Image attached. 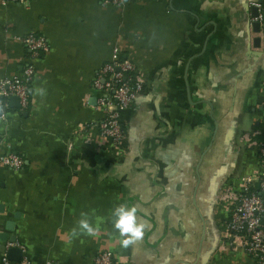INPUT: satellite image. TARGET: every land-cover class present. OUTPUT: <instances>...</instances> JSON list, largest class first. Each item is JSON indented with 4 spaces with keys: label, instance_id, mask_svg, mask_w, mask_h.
Returning <instances> with one entry per match:
<instances>
[{
    "label": "crops",
    "instance_id": "0c3cea01",
    "mask_svg": "<svg viewBox=\"0 0 264 264\" xmlns=\"http://www.w3.org/2000/svg\"><path fill=\"white\" fill-rule=\"evenodd\" d=\"M255 3L264 11V0H0V156L24 159L18 169L0 163V264H94L102 251L120 264H258L227 231L242 177L264 172L245 139H264ZM31 33L48 39V52L31 58L20 40ZM115 48L144 81L121 115L124 146L101 133L92 84ZM30 62L23 108L1 82ZM117 203L149 224L127 250L109 217ZM82 211L95 238L71 235ZM11 247L21 259L4 262Z\"/></svg>",
    "mask_w": 264,
    "mask_h": 264
},
{
    "label": "built area",
    "instance_id": "2783aa9c",
    "mask_svg": "<svg viewBox=\"0 0 264 264\" xmlns=\"http://www.w3.org/2000/svg\"><path fill=\"white\" fill-rule=\"evenodd\" d=\"M26 2L27 0H4ZM105 4L122 5V0H103ZM127 1V0H126ZM257 19L264 21V11L259 3ZM21 42L28 48L31 58L48 52V39L41 34L31 33L20 37ZM35 76L33 63H27L20 76L5 78L1 84L8 89L3 91L5 96L16 95L23 108L30 102V86ZM93 87L98 91V105L104 111V118L99 127L103 135L109 137L115 145L124 146L127 133L121 115L130 107L144 89V81L137 71L136 64L124 57L118 48H115L112 57L96 72ZM256 133L245 134L249 146L257 149L261 161L264 162V139H256ZM0 163L14 169L24 165V159L15 153L0 156ZM243 187L235 196V205L231 209V217L227 222L228 236L232 244L236 243L248 252L258 264H264V199L261 191L264 190V172L260 176L247 175L242 177ZM4 262L8 258L4 255ZM18 264H30L23 258ZM94 264H120L111 252L102 251L94 259Z\"/></svg>",
    "mask_w": 264,
    "mask_h": 264
},
{
    "label": "clouds",
    "instance_id": "9594fccd",
    "mask_svg": "<svg viewBox=\"0 0 264 264\" xmlns=\"http://www.w3.org/2000/svg\"><path fill=\"white\" fill-rule=\"evenodd\" d=\"M122 2L126 3V0H122ZM35 91L41 98L47 95L46 88L40 87ZM6 107L7 105L0 101V121H5ZM138 212L139 209L135 205L128 203L114 204L109 210L113 232L118 236L119 244L124 250L129 249L143 240L145 232L149 228V224L140 218ZM98 232L99 227L92 222L90 214L83 211L71 229V235L73 237L84 236L95 238Z\"/></svg>",
    "mask_w": 264,
    "mask_h": 264
},
{
    "label": "water",
    "instance_id": "95a60500",
    "mask_svg": "<svg viewBox=\"0 0 264 264\" xmlns=\"http://www.w3.org/2000/svg\"><path fill=\"white\" fill-rule=\"evenodd\" d=\"M258 15H259L258 9H254L253 10V16L255 17V16H258ZM260 25H261L260 22L256 21L254 23L255 30H259L260 29ZM14 240H15V238H11V241H14ZM21 256H22V250L21 249H19L17 247H11V248L8 249L7 258L9 257V258L14 259V260H20Z\"/></svg>",
    "mask_w": 264,
    "mask_h": 264
}]
</instances>
